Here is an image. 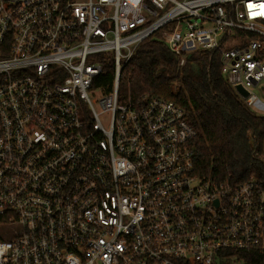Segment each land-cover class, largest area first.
Wrapping results in <instances>:
<instances>
[{
    "label": "built area",
    "instance_id": "built-area-1",
    "mask_svg": "<svg viewBox=\"0 0 264 264\" xmlns=\"http://www.w3.org/2000/svg\"><path fill=\"white\" fill-rule=\"evenodd\" d=\"M155 35L179 67L217 53L240 99L261 103L264 0H0V264L264 253V189L197 175L186 110L122 92Z\"/></svg>",
    "mask_w": 264,
    "mask_h": 264
},
{
    "label": "trees",
    "instance_id": "trees-1",
    "mask_svg": "<svg viewBox=\"0 0 264 264\" xmlns=\"http://www.w3.org/2000/svg\"><path fill=\"white\" fill-rule=\"evenodd\" d=\"M102 79L105 85L112 81L110 67ZM121 90L132 98L163 99L186 110L197 133L192 142L197 175L235 184L255 180L264 189V116L250 109L224 79L220 55L190 54L179 67L155 35L138 46L126 65ZM237 256L242 264H264V253Z\"/></svg>",
    "mask_w": 264,
    "mask_h": 264
},
{
    "label": "crops",
    "instance_id": "crops-1",
    "mask_svg": "<svg viewBox=\"0 0 264 264\" xmlns=\"http://www.w3.org/2000/svg\"><path fill=\"white\" fill-rule=\"evenodd\" d=\"M259 97H260L261 103L256 104L255 107L253 108V110L258 115L264 116V97H261L260 94H259Z\"/></svg>",
    "mask_w": 264,
    "mask_h": 264
},
{
    "label": "water",
    "instance_id": "water-1",
    "mask_svg": "<svg viewBox=\"0 0 264 264\" xmlns=\"http://www.w3.org/2000/svg\"><path fill=\"white\" fill-rule=\"evenodd\" d=\"M238 92H239L242 96H246V93H245L243 90H241L240 88L238 89Z\"/></svg>",
    "mask_w": 264,
    "mask_h": 264
},
{
    "label": "rangeland",
    "instance_id": "rangeland-1",
    "mask_svg": "<svg viewBox=\"0 0 264 264\" xmlns=\"http://www.w3.org/2000/svg\"><path fill=\"white\" fill-rule=\"evenodd\" d=\"M259 94H260L261 97H264V92H260ZM263 150H264V140H263Z\"/></svg>",
    "mask_w": 264,
    "mask_h": 264
}]
</instances>
